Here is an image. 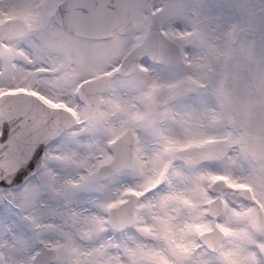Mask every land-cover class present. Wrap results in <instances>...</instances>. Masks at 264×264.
Listing matches in <instances>:
<instances>
[{
    "label": "snow or ice",
    "instance_id": "obj_1",
    "mask_svg": "<svg viewBox=\"0 0 264 264\" xmlns=\"http://www.w3.org/2000/svg\"><path fill=\"white\" fill-rule=\"evenodd\" d=\"M0 264H264V0H0Z\"/></svg>",
    "mask_w": 264,
    "mask_h": 264
}]
</instances>
